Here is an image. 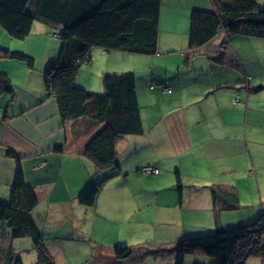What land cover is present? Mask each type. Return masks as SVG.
<instances>
[{
    "label": "crops",
    "instance_id": "1",
    "mask_svg": "<svg viewBox=\"0 0 264 264\" xmlns=\"http://www.w3.org/2000/svg\"><path fill=\"white\" fill-rule=\"evenodd\" d=\"M258 2L264 7V0ZM212 7L211 0H162L158 53L140 61L143 64L139 69H135V62L129 67L124 64L121 69H112L120 72L134 68L143 132L118 142L119 168L101 171L95 184L104 183L94 207L83 205L78 192L85 186L87 175H91L93 181L98 176V168L86 156V147L104 124L93 123L87 117L64 122L55 97H46L45 71L59 57L61 47L55 29L35 22L29 37L16 40L0 27V73L6 74L12 84V89L5 90L0 83V198L9 201L16 177L18 159L8 155L7 149L11 147L18 154L26 181L39 197V205L32 213L35 222L45 237L49 232L57 233L51 239L58 241L57 246L46 238L48 249L56 260L65 256L66 249L77 247L71 241L79 243L77 237H87L88 233L85 241L88 247L79 248L81 255L87 257L84 264H121L130 258L121 260L116 249L121 246L119 242L129 245L130 236L126 235L131 230L111 242H103L93 234L95 216L101 213L111 222L121 218L130 221L148 210L146 207L152 205L153 200L156 204L152 215L155 217L157 179L150 183L152 200L142 198L146 185L130 189L131 184L136 187V182L140 183L136 179L144 178L137 173L136 166L147 161L151 163L147 165L178 169V179L172 177V171L169 175H158L159 180L167 177L168 188L175 189L163 203L170 208L164 211L168 218L175 217L182 222L192 220L194 225H206V220H211L210 224L223 227L225 218L235 222L245 216L246 222H251L262 210L256 207L259 201L261 207L264 206V73L255 68L258 61L226 60L230 56L238 58L237 48L244 53L247 45L264 48V29L248 28L233 36L221 30L217 37L202 46L208 50L210 59L218 55L220 61H157L160 52L170 51L167 48L187 50L193 10ZM168 18L172 23L173 39L166 45L161 33ZM9 51L33 57L35 69L3 56ZM95 53L96 56L91 53L90 67L79 72L76 82L101 94L104 92L102 77L110 71L111 61L104 52L95 50ZM104 60L107 63L102 69ZM97 64L102 70L93 78ZM157 68L166 74H158ZM171 71L176 75L170 74ZM139 153L147 158L133 161V167H129L127 159ZM109 174V179L105 180ZM112 182H116L115 191L106 192ZM216 186L235 189L243 210L239 206L227 215L224 211L216 217L211 197V188ZM105 194L109 197L106 203L102 201ZM126 195L131 203L123 200ZM54 223L63 229L53 231L49 226ZM143 224L155 227L156 222L150 220ZM110 235L115 234L107 237ZM9 247L14 249L12 245ZM164 252L160 253L162 257ZM20 253L16 254L21 256ZM125 264H136V260Z\"/></svg>",
    "mask_w": 264,
    "mask_h": 264
},
{
    "label": "trees",
    "instance_id": "2",
    "mask_svg": "<svg viewBox=\"0 0 264 264\" xmlns=\"http://www.w3.org/2000/svg\"><path fill=\"white\" fill-rule=\"evenodd\" d=\"M212 9H194L191 16L189 48L211 42L221 30L233 36L245 29H264V7L258 0H211ZM162 0H0V27L10 37L25 40L35 22L54 28L61 39L58 60L45 71L46 97H55L64 122L89 118L104 124L86 147V156L99 171L117 164V144L130 135L143 132L137 99V76L133 71L104 73V92L99 94L79 87L76 78L84 64L91 63V53L100 47L109 52H126L143 56L158 53ZM3 56L21 61L35 69L36 61L24 52L9 51ZM5 90L12 89L10 79L0 73ZM260 87L259 89H262ZM78 133V132H77ZM9 156L18 166L8 202L0 198V264H24L22 257L5 246V238L29 237L38 253L34 264H57L48 249L44 233L33 218L39 205L35 188L28 184L17 152L8 147ZM110 174L105 180L109 179ZM103 182L80 198L87 207L96 205ZM215 216L240 206L235 189L211 188ZM249 224L219 229L208 236L185 238L174 249L176 264H185L190 255L218 260V264H247L252 257L264 262V209ZM244 224V223H241ZM129 247H118V258L131 256Z\"/></svg>",
    "mask_w": 264,
    "mask_h": 264
},
{
    "label": "rangeland",
    "instance_id": "3",
    "mask_svg": "<svg viewBox=\"0 0 264 264\" xmlns=\"http://www.w3.org/2000/svg\"><path fill=\"white\" fill-rule=\"evenodd\" d=\"M165 4H167V2H165ZM167 20H166V23L165 22L163 23V28H162V33H161L163 42L166 45L170 41H172V39H173L172 23H171L169 18ZM246 37L249 38V40L251 39V37L248 35H246ZM58 39H56V40L61 43V47L59 48L60 52H61L62 42H61L60 38H58ZM182 41L183 40L178 41L177 43H180ZM217 42H218V40H217ZM189 43H190V39L188 41L187 46L189 45ZM217 47H219V46H217ZM258 48L259 49H257L256 44L247 45L246 53L242 52L240 49L237 48L238 53H236V55L238 58L233 59L232 56H230L229 58L227 57L226 61H240L241 59H243V61H254V62L258 61V63L255 64V68L257 70L261 71L262 73H264V48H261L260 46H258ZM95 50H98L100 53L104 52V54H107L108 61H111V64L109 62V65H110L109 70L110 71H106L105 73L118 72L116 70L112 71V69L113 68L121 69L125 66L129 67V66H132L134 64V62L136 64L134 66L135 69H139L142 67V64H143L140 61H146V59H151L149 56H143V55H138V54L118 52V51L109 52V51H107L103 48H100V47L94 48L92 50L93 56L94 55L96 56ZM167 50H170V51L168 53H165V52L162 53L159 51L160 53L157 55V61H208V60L209 61H220L218 59V55H215V58L210 59V56L207 55V53H206V51H208V50L207 49L205 50V48L203 49L202 47L192 49V50L188 47V49L185 50L184 52L183 51H177L175 49H170V48H167ZM208 54H209V52H208ZM59 56H60V54H59ZM58 59H59V57L56 58V60H58ZM254 62H253V64H254ZM106 63H107L106 60H104V63L102 65V69H103L104 65H106ZM88 64H84L82 66L81 70H83V68L85 69L87 67H90V65H88ZM124 64H125V66H124ZM102 69L99 68L98 64H97V67H95L93 74H92L93 78H95L96 75ZM131 69L132 70H126V71H120V72L123 73V72H128V71L134 70V68H131ZM90 72L92 73V69ZM157 73L162 74V75L166 74L164 72V70L161 68H157ZM170 74H173V76H174V75H176V72L171 71ZM88 77H89V74H88ZM80 81L82 82V78L80 79ZM76 84L79 87L86 86L84 84H80L79 82H76ZM90 91H92V90H90ZM92 92L98 93L99 91H92ZM124 145H125V147H127V143H124ZM126 151L127 150L123 151V154H125ZM146 158H147L146 155H141L139 153L138 155L134 156L133 159H130V158L127 159V163L131 164V166H129V167H133V165H132L133 161L140 162V161H144ZM119 164L120 163H119V157H118L117 158V164H115L113 167H111V169L119 168V167H117V165H119ZM147 164H151V163H148V161H147V163H145L139 167L136 166L137 173H139L144 178L136 179L140 183L136 182V184H137L136 187H134L131 184L130 189H135V188H138L139 186L142 187V186L146 185V186H144L145 187V189H144L145 194L142 196V198L144 200H146L147 197H149L152 200V193L150 192V185H151L150 183H151L152 179H157V210H154L155 217L152 215V211H153L154 206H155L154 204H156L153 200H152L153 204L152 205L148 204V207H146L148 210H144L140 215L132 217L130 219V221H129V219L121 218V219H118L114 222H111L110 220H106L101 213H98L95 216L96 217V226H95V229L93 231V234H94L95 238L101 237V239L104 240L103 242H111V240H113L114 238L120 237V235L125 234L126 231L131 230V232L126 235V237L130 236L128 238V239H130L129 245L126 242H119L121 244V246L126 245V246H122V247H129V249L132 251L130 258L126 262H122L121 264L128 263L131 260H136V264H176L177 253H176V249H174V247L177 244H179L183 239L192 238V237H200V236H208V235L215 234L219 229H227V228H231V227H238L239 225L242 226L245 224H249L248 222H246L247 219L245 216H243V218L240 219V221L237 220L235 222L228 221L229 218H225V223H224L223 227L217 226L216 224H210V223H213V221L211 222V220H206V223H208L206 225H194L192 223V220H189L188 222H182L181 219H175V217L168 218L167 212H164V211H168L170 208L164 207L163 203L167 202L169 195L171 193L173 194L175 189L174 188H168L170 186V182L167 179V177L166 178L163 177L162 179L159 180L158 175H160L161 173H165L166 175H169V171H172V177L174 179H176V178L178 179V175H177L178 169H177V167H175L172 170H168V169H163L162 167L161 168L158 167L160 169V172L158 174H153V173H149V172L148 173L144 172L143 169L145 167L152 166V165H147ZM100 173H101V171L98 170V173H97L98 176L96 175L97 178L95 181L92 180L91 175H87L85 186L78 192V195H80V198L88 190H90L91 188L96 186L95 183L99 179ZM50 181L53 182L55 180L50 179ZM115 183L116 182H112L111 184H109L108 188L106 189V192H109L111 189H113L115 191ZM113 194H114V192L112 194H110V196L112 197ZM106 195L107 194L103 195V197H102L103 198L102 201H104L105 203L109 199V197L107 198ZM123 200L131 203V201H129L127 195H126V198L123 196ZM260 204H261V201L258 202V205L256 208H259L260 210L264 209V206L261 207ZM240 207H241V203H240ZM241 209L243 210L242 207H241ZM232 211H231V213H233ZM227 213H230V212L226 211V212H224V215H227ZM230 215H232V214H230ZM67 219H70V217H67ZM150 220H152V221L154 220L156 222L155 227H151L148 224H147L148 226L143 224L144 222L150 221ZM67 221L68 222L70 221L71 223H73L72 220H67ZM241 223H244V224H241ZM49 227L53 228V231L63 229V228L61 229L60 227H58V225L55 223H54V225L50 224ZM104 229H106V233L104 232ZM63 233H65V232H63ZM110 233H113L115 235H110L109 237H107V235ZM56 234H57L56 232H54V234L49 232L47 234V236L45 237V238L49 237V242L55 246L58 245V241L51 240V239L55 238L54 236ZM69 238L71 240L74 239V238L72 239L71 237H69ZM77 238H80L79 243H76L75 241H71V242L75 243L77 247L71 248V249H66L64 251L65 256L59 257L58 260L55 259L58 264H69V261L72 262L71 264H84V262L87 260V257L81 255V253L79 252V248L80 247H86V246L88 247V242H85V241H86V239L89 238V233H88L87 237L82 236V237H77ZM120 239H121V241H124L122 238H120ZM7 245L8 246L12 245V247L14 248L12 250L13 254L20 256L16 253L21 252L20 258L22 257L24 264H34L37 262L38 255L36 256V250L33 248L34 243H33V240L31 238L25 237V238H18V239H10L7 237V238H5V246H7ZM118 247H120V246H118ZM164 251H166V252H164ZM162 252L165 253L164 257H162V255L160 254ZM74 254L76 256H74ZM121 260H125V259H121ZM185 264H218V260L215 258H210V257L202 256V255H190L187 257ZM247 264H264V262L261 258L252 257L248 260Z\"/></svg>",
    "mask_w": 264,
    "mask_h": 264
},
{
    "label": "built area",
    "instance_id": "4",
    "mask_svg": "<svg viewBox=\"0 0 264 264\" xmlns=\"http://www.w3.org/2000/svg\"><path fill=\"white\" fill-rule=\"evenodd\" d=\"M55 36H58V33L55 32ZM144 172H149V173H153V174H158L160 172V169L156 166H147L144 169Z\"/></svg>",
    "mask_w": 264,
    "mask_h": 264
},
{
    "label": "clouds",
    "instance_id": "5",
    "mask_svg": "<svg viewBox=\"0 0 264 264\" xmlns=\"http://www.w3.org/2000/svg\"><path fill=\"white\" fill-rule=\"evenodd\" d=\"M55 32H57V31H54V34H55ZM58 33V32H57Z\"/></svg>",
    "mask_w": 264,
    "mask_h": 264
}]
</instances>
